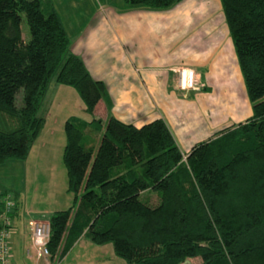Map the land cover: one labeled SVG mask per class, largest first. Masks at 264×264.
I'll return each mask as SVG.
<instances>
[{
	"label": "trees",
	"instance_id": "1",
	"mask_svg": "<svg viewBox=\"0 0 264 264\" xmlns=\"http://www.w3.org/2000/svg\"><path fill=\"white\" fill-rule=\"evenodd\" d=\"M124 1L161 10L180 0ZM219 3L251 113L183 155L161 118L135 126L110 114L105 84L71 52L50 0H0V164L26 158L43 125L37 110L51 78L72 87L88 114L98 101L108 113L104 123L64 120L61 160L71 204L47 218L48 264L80 237L110 242L127 264H182L189 257H199L198 264H264V0ZM147 190L156 205L140 198ZM10 194L0 195V216L4 199L13 201L9 220L18 197Z\"/></svg>",
	"mask_w": 264,
	"mask_h": 264
},
{
	"label": "crops",
	"instance_id": "2",
	"mask_svg": "<svg viewBox=\"0 0 264 264\" xmlns=\"http://www.w3.org/2000/svg\"><path fill=\"white\" fill-rule=\"evenodd\" d=\"M125 4L124 1L121 8ZM97 21V27L91 25L77 34L70 49L81 58L89 74L105 84L112 103L110 113L116 119L140 126L152 119L161 118L184 155L194 143L206 140L215 131L242 122L247 118L246 114L250 115L248 103L244 114L241 106L237 107V97L244 99V86L219 0H180L172 7L161 10L128 5L127 9L120 11L112 9L110 14L99 16ZM62 26L68 37L63 23ZM179 67L193 71L197 81L196 89L177 87L175 70ZM235 82H239L241 87L237 97L232 91ZM131 99L133 103L134 99L137 100L134 105L136 108L139 107V101L143 100L144 107L139 108L138 112H131L135 108L129 102ZM204 113L209 117L205 118L206 124L201 118ZM62 122L57 129L59 127L61 130ZM48 126L42 133L39 132L26 158L33 153V147L35 152L43 151L49 144L51 148L54 131ZM57 143L62 146V136L57 135ZM41 159L46 158L37 153L33 156L36 163L41 164ZM49 169L47 166L33 167L31 182L37 179V173L46 172V177ZM26 171L27 168L25 170L19 164V186L27 175ZM13 191L19 195L18 191ZM36 210L27 209L24 212V215H29V238L22 247L19 243L17 245L13 229V220L18 218V205L14 210L8 264H21L23 257L34 264H46L44 260L28 258L24 254V250L30 246V224L41 220L30 217V214L46 212Z\"/></svg>",
	"mask_w": 264,
	"mask_h": 264
},
{
	"label": "rangeland",
	"instance_id": "3",
	"mask_svg": "<svg viewBox=\"0 0 264 264\" xmlns=\"http://www.w3.org/2000/svg\"><path fill=\"white\" fill-rule=\"evenodd\" d=\"M50 1L52 5L54 4L61 22L67 30L69 47L74 44L78 33L80 34L85 28H89L91 25H93V27H97L99 25L97 21L99 16L105 17L106 15L110 14L112 9L116 11H120L124 8L127 9L129 5L125 4V7L121 8L124 4V0ZM19 27L22 41H28L29 32L23 15H21ZM232 88L233 93L237 97L241 88L239 82H235ZM18 95H20V92ZM213 99H215V97ZM176 101H178V98ZM129 102L131 105H133V107H135L134 105L136 104L137 100L134 99L133 103V99H131ZM236 103L237 107L241 106L242 113L244 109H247L246 104H249V102L247 100L245 90L244 99L242 97H237ZM102 104V101H99L98 105L95 106L93 113L91 115L88 114L84 110L83 102L72 87L57 84L51 78L47 90L42 98L41 105L37 110V115L43 117L44 119L40 133H42L44 128L48 125H50V127L48 126L50 130L54 131V142L51 148H49V144L48 148H44L43 151L35 152V148L33 147L31 151L33 153H31L30 156H28L25 160L8 159V161H5L0 165V195L2 196L5 193L12 194L14 192L13 189L19 192L18 199H16V203L18 205V220H13V223H15V227L13 226V229L14 235L17 238V245L19 243L20 247H22L23 244H26L29 238L27 232V218H29V215H24V212L27 209H33L35 211H37L36 209L45 210L46 212H43L44 214L33 212L30 214V217L46 220L50 213L55 209H66L71 204V194L65 191V169L61 160V152L65 138L63 133V124L60 130L59 123H61V121L64 123L65 117L68 118L71 116L85 121H88L93 117L99 118L104 123L108 113L106 110H104ZM143 107V100H140L139 107L132 108L134 111L131 112H138L139 108L142 109ZM157 107L158 105L156 108ZM248 112H250V104L248 105ZM248 115L249 114H246L247 117ZM246 116L242 117L241 119H244ZM201 118H203V122L205 124V118L209 119L206 113H204ZM57 126H59L58 129ZM57 135L60 137L62 136V146L61 144L59 145L57 143ZM35 141L36 140H34V142ZM43 152H46V154H43ZM36 153L38 155L45 156L46 158L45 160H40L41 164L36 163L33 160V156L36 155ZM16 162H19V164L24 167L25 170L27 168V175L23 180H21L20 186L19 164ZM42 166H47L48 168L50 167L46 177H44L46 172H40L37 173V179H35L34 182H31L30 174L32 168ZM140 198L145 199L151 205H156L158 203L156 194L151 190L145 191V193L142 194ZM13 223L10 220V224L13 225ZM29 248L31 247L29 246ZM67 254L69 255L67 256ZM67 254L59 261L56 259L49 261V264H127L124 259L116 256L113 253V248L110 242H107L103 245H95L89 242L85 237L79 239ZM47 261L48 258H46L45 262ZM199 262V257H189L186 258L182 264H198ZM21 264L34 263L33 261L23 257ZM38 264H41V262Z\"/></svg>",
	"mask_w": 264,
	"mask_h": 264
},
{
	"label": "built area",
	"instance_id": "4",
	"mask_svg": "<svg viewBox=\"0 0 264 264\" xmlns=\"http://www.w3.org/2000/svg\"><path fill=\"white\" fill-rule=\"evenodd\" d=\"M176 72V85L179 89H196L197 81L194 73L190 68L179 67ZM3 210L0 216L1 228H0V264H8L9 260V240L12 234V226L8 218L13 201L9 198H5L3 201ZM49 227L48 222L44 220L33 221L30 224V247L25 250V254L28 258H34L35 260H46L48 258V250L46 248V242L48 240ZM48 264V261L46 262Z\"/></svg>",
	"mask_w": 264,
	"mask_h": 264
}]
</instances>
